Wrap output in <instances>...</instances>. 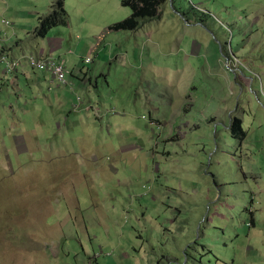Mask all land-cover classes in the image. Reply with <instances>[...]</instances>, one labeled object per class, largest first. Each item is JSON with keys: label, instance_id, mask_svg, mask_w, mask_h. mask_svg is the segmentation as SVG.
<instances>
[{"label": "rangeland", "instance_id": "374dc122", "mask_svg": "<svg viewBox=\"0 0 264 264\" xmlns=\"http://www.w3.org/2000/svg\"><path fill=\"white\" fill-rule=\"evenodd\" d=\"M53 2L0 0V43L14 29L47 51L56 38L66 53L84 40L78 53L103 75L80 96L118 114L94 119L95 140L68 153L53 139H70V122L49 110L66 88L50 93L41 71L16 80L25 62L0 57V264H264V0H170L98 53L87 42L131 8L68 0L75 34L37 38ZM94 14L105 15L98 29ZM124 109L132 126L116 134L108 119ZM232 115L248 130L242 143Z\"/></svg>", "mask_w": 264, "mask_h": 264}, {"label": "crops", "instance_id": "0c3cea01", "mask_svg": "<svg viewBox=\"0 0 264 264\" xmlns=\"http://www.w3.org/2000/svg\"><path fill=\"white\" fill-rule=\"evenodd\" d=\"M113 13L115 14L116 11H121L115 4H113ZM105 15L104 14H94V16L91 17V24L93 27H95V29H98V23L100 20L104 19ZM67 28V33H70L71 36L75 34L76 32V27H72L71 25ZM54 30V29H53ZM14 38L13 37H9V34L6 35L5 37L1 38V42L0 43V53H3L5 55H9L12 57H17L19 55H21L22 52H27V53H35L36 55H39L43 58L46 57H56V58H62L65 59L67 61L68 67L70 70L75 71L74 74L71 76L70 81L71 83H73L75 85L76 88H74L73 90H67V88L61 89V95L59 97V99L62 97L64 100V104L61 108H52L50 107L49 110L53 111V117H55V121L57 120H61L64 119L65 123H68V131L70 136V139H66V136L57 134V138H54L53 141H58V142H63L65 143V146L68 148V153L73 152L75 149L79 151V147H78V143L79 142H92L95 140L96 137V133L98 131V124L94 121L95 117H92V112H87V109H89L90 106H96V102L95 100H93V98L91 97V95H89L87 98H84L82 96H80L81 94H85L84 91H89L91 88H93V82H94V78L95 76L99 73V70L94 67L91 68L90 65L89 67L86 69L84 65V61L87 57H90V51L87 53L88 56L84 57V54H79L78 51L81 49L83 43L85 42L84 40H81L80 43H78L76 45V47L72 48L69 53H66L63 49H64V44L62 40L58 41V38H56L55 40H52L48 45V51L42 47V45L40 43L37 42L36 45L30 46L27 44L26 40H23L21 38H18L19 36L17 35L15 29H14ZM31 37H33V34L31 35ZM18 38V39H16ZM46 39V38H45ZM95 43L93 42H87V48H91L92 52H93V47H94ZM16 59V58H15ZM34 66H30L28 62H25L23 64V68L21 71H19V74H17V77L15 78L17 80L20 79L19 77L21 75H24L26 77H28L29 79L32 78L33 73H37L39 72L38 70L32 68ZM82 67L84 68V73L82 72L80 73V69L82 70ZM28 72V73H26ZM33 72V73H30ZM103 73V72H100ZM38 79L39 84H42V87H44V84H46L48 86L49 92L51 93V85L54 84V79L53 77L47 73V72H40V75L36 76ZM16 80L14 82H16ZM58 85V84H57ZM59 89L60 88H64V87H60L58 85ZM78 94V95H77ZM71 99V102H68V100ZM76 98H80L81 99V104L82 107H84V110L82 111H74V105L77 103ZM103 109H107L105 107H102ZM58 111V112H57ZM65 111V112H62ZM125 114L122 115V118H112L109 119V123H110V127L111 130H114L116 134L121 133L122 131H125V123L128 126H132L131 121L129 120V118L126 116V110L124 109ZM71 114H75L74 116V120L71 121L70 116ZM98 122H100V120H96ZM62 126H59V129H61ZM49 142L46 143L47 146H50V138L48 140ZM48 148H45V150ZM99 151V150H98ZM189 248V245L187 244V246L185 247V249L183 251L179 250V256H182L180 254H184ZM186 258L185 264L189 263V256H184L183 255V259ZM174 259H178V258H174V257H170L169 263L170 261L174 260ZM182 257H181V261L179 264H181L182 262ZM167 263V264H169ZM160 264H162L160 262Z\"/></svg>", "mask_w": 264, "mask_h": 264}, {"label": "trees", "instance_id": "16d2710c", "mask_svg": "<svg viewBox=\"0 0 264 264\" xmlns=\"http://www.w3.org/2000/svg\"><path fill=\"white\" fill-rule=\"evenodd\" d=\"M66 1L67 0H54L51 12L47 14L46 17H39V26L35 29L37 38L45 39L50 35L53 29L61 26H68L70 24L71 17L66 7ZM121 2L124 6L131 8V14L127 18L110 25L108 31H104V33L100 35V43H102L110 33L124 30H136L143 24V20L157 19L169 0H121ZM100 22L101 21H99V24ZM46 58L57 60L56 57ZM82 69L84 70L83 67ZM43 72H47L51 75L48 71L43 70ZM81 73L82 71H80L79 74ZM229 131L231 137L239 140L240 143H242L248 134V130L244 127L243 119L233 115L230 118Z\"/></svg>", "mask_w": 264, "mask_h": 264}, {"label": "clouds", "instance_id": "9594fccd", "mask_svg": "<svg viewBox=\"0 0 264 264\" xmlns=\"http://www.w3.org/2000/svg\"><path fill=\"white\" fill-rule=\"evenodd\" d=\"M68 1V0H67ZM67 1H66V5H67ZM170 1V0H169ZM168 4V3H167ZM164 9V8H163ZM7 24L8 25H12V24H10V21H7ZM71 25V20H70V24L68 25V26H64V27H69ZM106 40H107V38H105L104 39V41H102V43H100V44H97V43H95V45H94V47H93V52H95V53H98V52H100L101 50H102V47H100V46H102L103 45V43H106ZM31 56H34V58L36 57V58H39V59H41V58H43V57H41V56H39V55H31ZM30 56V57H31ZM122 55H120V56H118V58L120 57V58H123V57H121ZM1 57V59H2V61H3V58L4 57H7V56H5V55H1L0 56ZM9 58V57H8ZM28 58L29 57H27V58H22V60H24V62H28L29 63V65L31 66V63L28 61ZM88 58H90L91 59V62H88L87 61V59ZM12 60H18V59H12ZM57 61H59V62H62L63 64H64V66H65V70H66V79H65V81L64 82H61V81H59V78L57 77V76H54L52 73H51V76L52 77H55V79H56V83L60 86V87H64V88H67V89H70V90H73L74 88H76L75 87V85L73 84V83H71V81H70V79L69 78H71V76L74 74V72L75 71H72V70H70L69 69V67H68V64H67V61L65 60V59H62V58H57ZM94 61H93V58H91V57H87L86 59H85V61H84V63H85V68L87 69V67L91 64V63H93ZM32 68H35L36 70H38V71H41V72H43L42 70H40V69H38V68H36V67H32ZM80 71H82L83 73H84V70L82 69V70H80ZM85 74V73H84ZM103 75V73H98L96 76H95V78H94V82H93V87H97L98 86V82H99V79H100V77ZM78 95V94H77ZM76 101H77V103L74 105V108H73V110L74 111H82V110H84V107H82V104H81V99L80 98H76ZM105 108H107V107H105ZM96 109H97V106H90L89 107V109H87V112L89 111V112H92V113H94V119L95 120H101L102 118H104L105 116H113V115H116V114H118V112H117V110L116 109H114V108H107V109H103V108H101V110H99V112H97L96 111ZM123 114H125V112L123 111V113H121V114H119L118 116H115V117H110L109 119H112V118H122V115ZM98 117V118H97ZM109 119H108V121H109ZM229 120H230V118H229Z\"/></svg>", "mask_w": 264, "mask_h": 264}, {"label": "built area", "instance_id": "2783aa9c", "mask_svg": "<svg viewBox=\"0 0 264 264\" xmlns=\"http://www.w3.org/2000/svg\"><path fill=\"white\" fill-rule=\"evenodd\" d=\"M3 61L5 62L6 66L9 67V65L11 67L17 68L19 65L24 63V60L19 59V60H12L8 57H4ZM28 61L31 63L32 66L40 69V70H44V71H48L50 73H52L54 76H57L59 78V81L64 82L66 79V70H65V66L62 62H59L57 60H52V59H47V58H34V56H31L28 58ZM88 62H91V59L88 58L87 59Z\"/></svg>", "mask_w": 264, "mask_h": 264}]
</instances>
